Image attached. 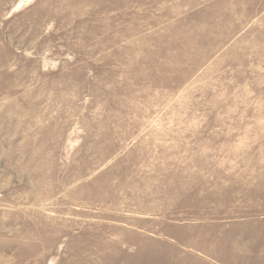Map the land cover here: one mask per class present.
Masks as SVG:
<instances>
[{
    "label": "rangeland",
    "instance_id": "374dc122",
    "mask_svg": "<svg viewBox=\"0 0 264 264\" xmlns=\"http://www.w3.org/2000/svg\"><path fill=\"white\" fill-rule=\"evenodd\" d=\"M225 15L0 0V264H264V37Z\"/></svg>",
    "mask_w": 264,
    "mask_h": 264
},
{
    "label": "crops",
    "instance_id": "0c3cea01",
    "mask_svg": "<svg viewBox=\"0 0 264 264\" xmlns=\"http://www.w3.org/2000/svg\"><path fill=\"white\" fill-rule=\"evenodd\" d=\"M223 18L211 20L195 28L208 30L222 29V33H202V35H221L227 39V51H237L241 44L248 45L251 38L264 37V0H225ZM264 43V41H263ZM230 45L232 49H230Z\"/></svg>",
    "mask_w": 264,
    "mask_h": 264
}]
</instances>
